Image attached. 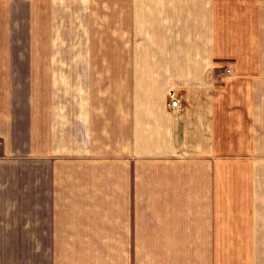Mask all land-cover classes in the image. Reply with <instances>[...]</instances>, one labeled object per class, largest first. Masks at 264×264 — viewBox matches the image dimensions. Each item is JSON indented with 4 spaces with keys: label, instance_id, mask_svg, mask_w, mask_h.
<instances>
[{
    "label": "crops",
    "instance_id": "1",
    "mask_svg": "<svg viewBox=\"0 0 264 264\" xmlns=\"http://www.w3.org/2000/svg\"><path fill=\"white\" fill-rule=\"evenodd\" d=\"M0 264H264V0H0Z\"/></svg>",
    "mask_w": 264,
    "mask_h": 264
},
{
    "label": "built area",
    "instance_id": "2",
    "mask_svg": "<svg viewBox=\"0 0 264 264\" xmlns=\"http://www.w3.org/2000/svg\"><path fill=\"white\" fill-rule=\"evenodd\" d=\"M171 101H170V107L171 108H177V106H178V99L177 98H175L172 94H171Z\"/></svg>",
    "mask_w": 264,
    "mask_h": 264
},
{
    "label": "rangeland",
    "instance_id": "3",
    "mask_svg": "<svg viewBox=\"0 0 264 264\" xmlns=\"http://www.w3.org/2000/svg\"><path fill=\"white\" fill-rule=\"evenodd\" d=\"M174 96V95H173ZM175 97V96H174ZM176 98V97H175Z\"/></svg>",
    "mask_w": 264,
    "mask_h": 264
}]
</instances>
